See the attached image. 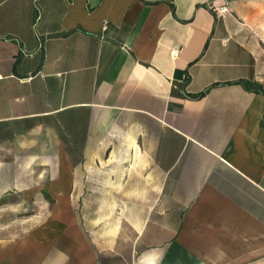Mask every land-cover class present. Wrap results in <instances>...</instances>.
<instances>
[{
    "label": "crops",
    "instance_id": "crops-1",
    "mask_svg": "<svg viewBox=\"0 0 264 264\" xmlns=\"http://www.w3.org/2000/svg\"><path fill=\"white\" fill-rule=\"evenodd\" d=\"M46 139L132 187V264H264V0H0V156Z\"/></svg>",
    "mask_w": 264,
    "mask_h": 264
},
{
    "label": "rangeland",
    "instance_id": "rangeland-1",
    "mask_svg": "<svg viewBox=\"0 0 264 264\" xmlns=\"http://www.w3.org/2000/svg\"><path fill=\"white\" fill-rule=\"evenodd\" d=\"M51 141L45 140L44 153L0 156L7 164L0 169V264H70L69 233L76 227L94 232L104 243L100 263L132 264L133 231L126 220L132 211V187L70 185L75 180L115 178L116 171L108 176L65 170L62 162L74 156L59 160ZM58 162L62 169L54 168ZM117 252L124 259L108 255Z\"/></svg>",
    "mask_w": 264,
    "mask_h": 264
},
{
    "label": "built area",
    "instance_id": "built-area-1",
    "mask_svg": "<svg viewBox=\"0 0 264 264\" xmlns=\"http://www.w3.org/2000/svg\"><path fill=\"white\" fill-rule=\"evenodd\" d=\"M213 10H214V12H215L216 14H222V13H224V12H227V11H229L228 3H227V2H224V3H222V4H219V5H217V6H214V7H213ZM171 54L174 55V54H175V51L172 50V51H171Z\"/></svg>",
    "mask_w": 264,
    "mask_h": 264
},
{
    "label": "trees",
    "instance_id": "trees-1",
    "mask_svg": "<svg viewBox=\"0 0 264 264\" xmlns=\"http://www.w3.org/2000/svg\"><path fill=\"white\" fill-rule=\"evenodd\" d=\"M242 83L244 84L245 87L250 88V83L242 80Z\"/></svg>",
    "mask_w": 264,
    "mask_h": 264
}]
</instances>
